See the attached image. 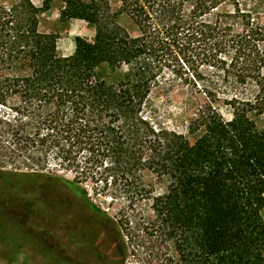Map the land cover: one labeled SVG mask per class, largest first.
I'll use <instances>...</instances> for the list:
<instances>
[{
    "label": "trees",
    "instance_id": "trees-1",
    "mask_svg": "<svg viewBox=\"0 0 264 264\" xmlns=\"http://www.w3.org/2000/svg\"><path fill=\"white\" fill-rule=\"evenodd\" d=\"M56 1L63 19L95 30L92 41L76 38L69 57L59 55L57 35L41 31L32 0L0 6V155L4 169L16 167L0 171L4 180L38 179L44 191L58 193L59 181L44 173L54 166L132 210L151 202L180 264H264V0L43 6ZM122 15L138 36L119 24ZM188 64L216 76L203 79L204 93L224 98L231 111L226 119L213 107L203 110L188 127L200 134L194 141L157 124L150 100L166 69ZM100 70L110 72V82ZM150 173L171 180L166 194L155 195ZM22 199L12 202L25 211L30 202ZM19 215L0 205L5 245L14 253L29 245L50 263H64Z\"/></svg>",
    "mask_w": 264,
    "mask_h": 264
},
{
    "label": "rangeland",
    "instance_id": "rangeland-1",
    "mask_svg": "<svg viewBox=\"0 0 264 264\" xmlns=\"http://www.w3.org/2000/svg\"><path fill=\"white\" fill-rule=\"evenodd\" d=\"M18 1L0 0V6L11 7ZM32 2L40 10L41 31L58 36L60 56L69 57L74 54L76 38L89 41L94 39L95 30L86 22L62 18L61 2L56 1L49 8H44L43 0ZM113 8L117 11L119 4L113 2ZM118 22L132 37L139 35L137 27L127 15L120 16ZM98 74L110 82L109 71L100 70ZM199 74L202 76L197 77ZM162 76L160 86L153 90L150 98L157 124L194 141L200 134L190 135L188 127L203 110L213 107L226 119L231 118L227 100H209L205 95V84L216 77L206 68L188 64L184 69H166ZM1 160L2 155L0 171H15L14 165H7L4 169L6 164ZM23 170L26 171L25 168ZM44 173L46 177L59 181L58 193L44 191L38 179L25 182L11 178L15 183H10L0 173V205L10 204L14 214L19 215L21 208L16 206L17 202L12 201L20 197L29 201L25 211L21 209L19 219L30 223L32 232L42 238L48 250L58 254L64 263H50L29 245L25 247L24 253H14L0 239V264H180L175 244L156 223L151 202L139 204L132 210L121 198L95 195L91 184L76 183L71 172L51 166ZM146 182L154 187L156 196L166 194L171 184L169 178L155 173L147 174ZM68 212L75 215L73 221L81 228L76 230L77 236L72 235L74 229L66 230L64 216ZM262 216L264 219V210ZM82 231L83 234L89 233L99 239L98 256L86 252L80 246L77 237ZM110 257L115 258L113 263Z\"/></svg>",
    "mask_w": 264,
    "mask_h": 264
},
{
    "label": "flooded vegetation",
    "instance_id": "flooded-vegetation-1",
    "mask_svg": "<svg viewBox=\"0 0 264 264\" xmlns=\"http://www.w3.org/2000/svg\"><path fill=\"white\" fill-rule=\"evenodd\" d=\"M64 218H65L64 219V223L66 222V228H67L66 230H71L72 231L74 229L72 235L73 236H77L76 232L81 230V228H80V226L75 225V223L73 221L75 219V215L72 212H68V214H66V216H64ZM72 223H73V226H72ZM70 227H72V228L70 229ZM73 236L70 237V240L72 239ZM77 238L80 240V246L86 252L93 253V254H95L97 256L99 255V253H100L99 250H98L99 242H100L99 239H96L95 237H93L89 233L83 234V231L81 233H78V237ZM110 259H111L112 263H113V261H115L114 260L115 258L110 257ZM75 264H80V263L78 262V263H75Z\"/></svg>",
    "mask_w": 264,
    "mask_h": 264
}]
</instances>
